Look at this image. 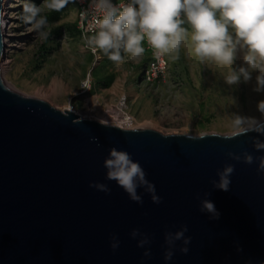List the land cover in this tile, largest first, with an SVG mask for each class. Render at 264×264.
<instances>
[{
  "label": "water",
  "instance_id": "95a60500",
  "mask_svg": "<svg viewBox=\"0 0 264 264\" xmlns=\"http://www.w3.org/2000/svg\"><path fill=\"white\" fill-rule=\"evenodd\" d=\"M3 5L0 0V61ZM204 134L191 140L80 118L12 90L0 75V264H264V173L258 161L248 165L227 155L264 156L254 148L264 135ZM113 147L141 164L162 203L142 188L143 204L133 202L106 180L103 163ZM227 164L235 168L230 190L214 189L211 181ZM205 198L219 219L200 212ZM181 225L191 237L189 252L180 253L178 241L166 262L164 235ZM134 229L149 236L150 259L131 238ZM113 235L120 241L115 251Z\"/></svg>",
  "mask_w": 264,
  "mask_h": 264
},
{
  "label": "rangeland",
  "instance_id": "374dc122",
  "mask_svg": "<svg viewBox=\"0 0 264 264\" xmlns=\"http://www.w3.org/2000/svg\"><path fill=\"white\" fill-rule=\"evenodd\" d=\"M23 3L4 0L2 20L8 26L2 31L6 42L0 61L3 80L20 94L61 111L65 107L78 114L89 110L91 116L108 123H113L120 109L121 116L122 111L130 117L129 126L148 127L163 135H186V130L189 135L231 134L233 114L264 119L257 109L258 102L264 101V91L255 90L258 71L251 73L248 82L241 78L239 84L229 86L224 82L229 68L210 60L202 63L186 39L178 53L164 55L165 80L148 85L142 77L150 61L148 52L135 60L125 54L119 63L102 53L90 56L75 28L73 4L60 21L49 25L47 40H41L22 20ZM48 11L45 8L42 14ZM54 29H59V37L52 34ZM243 55L237 52L234 68L246 67Z\"/></svg>",
  "mask_w": 264,
  "mask_h": 264
},
{
  "label": "clouds",
  "instance_id": "9594fccd",
  "mask_svg": "<svg viewBox=\"0 0 264 264\" xmlns=\"http://www.w3.org/2000/svg\"><path fill=\"white\" fill-rule=\"evenodd\" d=\"M71 2L74 0H43L38 6L32 0H24L22 20L39 39L47 40L49 21L42 14L43 10L62 11ZM90 7L102 16L97 18L98 29L88 43L114 63L121 62L125 54L133 60L140 58L145 51V41L158 56H164L178 53L184 41L189 39L194 55L202 63L210 60L229 68L224 77L227 85L239 84L241 78L248 82L251 73L258 71L255 90L264 91V0H127L121 4H114L112 0H91ZM238 51L244 53L246 67L237 69L233 64ZM257 109L264 117V101L258 102ZM231 122L233 131L225 139L250 132L264 135V119L233 114ZM186 137L199 140L205 138V134L189 135L186 130ZM254 148L264 151V141L256 139ZM227 155L237 162L242 159L248 165L258 161L257 171L264 173V156L254 159L246 151L241 155L232 152ZM103 167L107 170L106 180L115 181L133 202L143 204L142 196L138 194V189L142 188L154 204L162 203L155 185L146 178L144 168L127 151L111 148ZM234 171V165H225L217 172L218 180L211 181L213 188L229 191ZM89 187L106 194L111 191L104 183H91ZM209 195L205 193L206 197ZM200 212L210 214V219L220 217L215 204L208 198L200 200ZM187 231V225H181L180 230L165 233L167 249L163 258L166 262L172 260L178 241L184 245L179 248L180 253L186 255L189 252L187 246L191 237L185 236ZM130 236L138 241V248H145L143 257L150 259L151 250L145 247L151 243L149 236L139 229L132 230ZM111 241L110 247L115 251L120 241L115 235Z\"/></svg>",
  "mask_w": 264,
  "mask_h": 264
},
{
  "label": "built area",
  "instance_id": "2783aa9c",
  "mask_svg": "<svg viewBox=\"0 0 264 264\" xmlns=\"http://www.w3.org/2000/svg\"><path fill=\"white\" fill-rule=\"evenodd\" d=\"M112 2L114 4H121L127 2V0H112ZM74 3L77 12L76 29L78 31L81 46L90 56L97 58L101 52L95 50L94 47L88 43V40L97 31L98 26L96 20L101 17L102 14L95 12L92 7H90L91 0H74ZM143 46L150 57V61L142 73L144 83L152 85L164 81L168 68L165 57L158 56L147 41L144 42ZM123 101L125 100L123 99ZM107 112L111 114L113 111L109 110ZM121 113L128 118L130 123V117L122 111Z\"/></svg>",
  "mask_w": 264,
  "mask_h": 264
},
{
  "label": "bare ground",
  "instance_id": "6f19581e",
  "mask_svg": "<svg viewBox=\"0 0 264 264\" xmlns=\"http://www.w3.org/2000/svg\"><path fill=\"white\" fill-rule=\"evenodd\" d=\"M7 26H8V23L5 20H2V31L6 30ZM5 42H4V46H5ZM1 74H2V71L0 70V75ZM121 106H122V104H121ZM64 110H69L72 112L70 107H65ZM74 113L77 114L78 116H80V118L94 120V121H97L99 123H103L106 125H113L116 127H120L122 129H136V128L131 127L132 125H130V126L128 125L129 120H128V118H124L123 116H121L120 109H117V112H115L116 116H115V119L113 120V123H108L103 118H96V117L91 116L89 110H88V112L81 113V114H78L76 112H74ZM130 124H131V122H130ZM145 129H150V128L146 127Z\"/></svg>",
  "mask_w": 264,
  "mask_h": 264
},
{
  "label": "trees",
  "instance_id": "16d2710c",
  "mask_svg": "<svg viewBox=\"0 0 264 264\" xmlns=\"http://www.w3.org/2000/svg\"><path fill=\"white\" fill-rule=\"evenodd\" d=\"M32 1H34V2L37 3V2H41L43 0H32ZM70 4H73L75 6V3L74 2H71L68 5H70ZM67 7H65L62 11H58V12L57 11H50L49 10L48 13L45 15L48 18L49 25H53V24L57 23L58 21H60V19L66 13ZM75 28H76V26H75ZM76 31H77V29H76ZM51 32H52L53 35H55L57 37H59L61 35L59 29H54ZM77 34H78V31H77Z\"/></svg>",
  "mask_w": 264,
  "mask_h": 264
}]
</instances>
